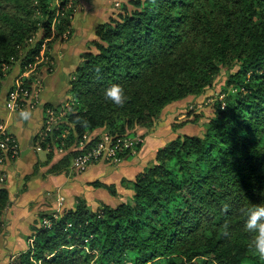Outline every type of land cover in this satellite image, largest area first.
<instances>
[{
	"label": "trees",
	"instance_id": "16d2710c",
	"mask_svg": "<svg viewBox=\"0 0 264 264\" xmlns=\"http://www.w3.org/2000/svg\"><path fill=\"white\" fill-rule=\"evenodd\" d=\"M70 1L0 0V93L6 68L20 61L25 73L42 53L48 59L47 45L72 37ZM91 47L68 81L73 103L54 133L60 141L49 138L56 152L103 128L113 138L135 135L226 70L224 98L203 136H178L158 151L130 201L44 215L49 225L33 232L21 263L264 264L244 227L247 211L264 204V0H129L94 28ZM113 84L129 98L123 107L105 100ZM8 204L1 189L0 217ZM225 223L230 238L221 235Z\"/></svg>",
	"mask_w": 264,
	"mask_h": 264
},
{
	"label": "rangeland",
	"instance_id": "374dc122",
	"mask_svg": "<svg viewBox=\"0 0 264 264\" xmlns=\"http://www.w3.org/2000/svg\"><path fill=\"white\" fill-rule=\"evenodd\" d=\"M107 1L71 0L69 6L73 3L75 9L74 15L77 14L78 17L89 18L91 23L94 22L93 26L96 27L100 24L99 22L102 21L101 23H104L110 17L116 16L123 8V5L128 3L129 0H109L108 3L110 5L106 4ZM51 5L52 7L58 6V0H51ZM104 5L109 6L110 17H107L109 15L108 11L106 13L103 12L102 16L98 13L99 8L104 9ZM91 30L90 28L86 32L88 42L84 49L82 48L83 52H80V54L92 48V40H90ZM77 37L75 35L74 38L73 36L71 38L77 40ZM38 38L39 34L33 38V42H36ZM71 38L70 35H67L63 41H54L51 50L47 45V49H49L48 59L47 57L45 59L44 54H42L38 59L37 65L28 67L29 70L26 71L29 72L31 70L30 73H27V77L31 79V91H35L36 88L41 89L44 83H48L49 88L45 90L46 93H51L48 99H52L56 103L63 101L64 105H62L61 109H64V111L69 107V103H73L69 82L73 79L74 70L81 62L80 54L76 55L78 58H71L73 65L78 64L70 75L59 74L58 67L56 66L57 62L56 64H53V62L55 60L54 52L57 48L68 41L71 44ZM77 52L79 51L77 50ZM67 56L70 58L71 54L67 53ZM19 64L20 61L12 65L11 68H6L4 71L6 76L1 83V89H3L0 96L1 108L4 107L2 101H5L3 95L4 91H6V84L14 80L10 88L8 87L12 90L17 82H25V78H27L21 77L24 72L21 71L22 69H20ZM63 73L68 72L67 70H63ZM53 76H58V81L55 84H53ZM46 77L49 82L46 80ZM226 80L227 71L224 70L215 84L207 89L203 95L190 97L167 107L163 110L160 118L151 126L139 127L135 135L122 137L130 138V146L121 155V162L113 163L106 161L105 158H101L83 172L72 167V158L75 157L72 156L73 152L78 151L75 150L76 147L73 149V142L66 151V153H70L71 158L69 160L65 159V161H61L66 154L64 149L62 151L64 153H61L59 150L56 152L53 149L51 155H48L49 153L46 151H35L33 142L31 146L29 145V139L33 138V133L35 134L41 128L39 126H41L43 117L39 121V117L34 114L37 120L33 119L29 124L19 121L18 115L14 114L15 120L11 130L13 133L19 135L17 138L21 146L25 148L22 156L26 157V159L36 157L39 162L34 170L37 176L31 179L29 183L31 194L26 196L30 197L34 195V197L29 200L25 198L27 201L22 203V211L17 212L16 219L13 221L14 223L10 230H8L9 228L6 229V222L4 221L3 223L0 231L2 237L5 240L6 237L11 236V239L10 241L5 240L0 244V264H22L20 257L27 251L29 239L33 235V232L43 225L42 219L44 215L53 214L57 216L65 210L72 209L77 204L82 203L91 209H97L102 204L115 207L121 203L130 201L133 196L131 190L132 182L143 173L146 167L154 164L156 155L161 148L178 136L186 134L201 137L204 135L207 123L215 115L217 100L224 98L222 89ZM45 106L48 105L44 104L42 111ZM3 110L5 115H8L7 108L4 107ZM1 122H4V120ZM103 132L108 131L103 128L89 133L90 139L95 140L99 138V134ZM32 150L36 153L35 156ZM38 177L43 180V183L35 181ZM25 183L27 186L28 181L24 180Z\"/></svg>",
	"mask_w": 264,
	"mask_h": 264
},
{
	"label": "built area",
	"instance_id": "2783aa9c",
	"mask_svg": "<svg viewBox=\"0 0 264 264\" xmlns=\"http://www.w3.org/2000/svg\"><path fill=\"white\" fill-rule=\"evenodd\" d=\"M43 54V53H42ZM25 72L21 77H27ZM29 78V77H27ZM38 91H29L24 87V82H17L16 85L7 94L6 108L11 114H17L20 110L31 109L34 111L38 105ZM43 120L41 128L36 132L34 137V149L35 151L50 152L56 149L60 141V137L54 139L55 131L59 130L61 125L65 122L66 111L61 108L46 107L43 110ZM69 130H65L62 134V138L66 139L69 136ZM99 140L90 148H87V143L90 140L89 134H85L83 140L79 142V145L75 150H78V154L73 158L72 167L80 172L85 171L91 164L96 163L101 158H105L108 162L119 163L121 162V155L125 152L126 148H129L130 138H113L107 132H103L98 136ZM49 138H53L55 144L49 142ZM64 148H60L61 153ZM21 155L20 144L16 136L9 131L7 125L0 124V190L4 188L7 175L4 171V165L8 162H15ZM0 231L3 226V222L0 217ZM44 225H49L48 221L43 222Z\"/></svg>",
	"mask_w": 264,
	"mask_h": 264
},
{
	"label": "crops",
	"instance_id": "0c3cea01",
	"mask_svg": "<svg viewBox=\"0 0 264 264\" xmlns=\"http://www.w3.org/2000/svg\"><path fill=\"white\" fill-rule=\"evenodd\" d=\"M108 1L106 4L110 5L108 3ZM108 5H104V9H102V8L98 9V13H100L101 16H102L103 12L106 13L108 11V9H109ZM105 6L107 7L106 9H105ZM107 13L109 14L107 17H110L109 11ZM101 22H99V23H101ZM93 24H94V22L91 23V20L89 18L87 19L86 17H82V16L78 17L77 14L74 15V18L72 20V32H73L72 36H73V38L75 35L78 36L77 40H74L71 38L72 41H70V42H72L71 43L72 45L70 43H68L69 42L68 41L67 43L61 44L57 48V50L54 52L55 53L54 54L55 60H54L53 64H56V62H57L56 66L58 67V73L59 74L70 75L73 73L72 71L78 63L73 65L71 58L72 59L78 58V56H76V55L80 54V52H83V49L88 42L86 32L90 28L92 29L90 40L94 39V28H95V26H93ZM77 50L79 52H77ZM67 53L71 54L70 58H68ZM63 70H67L68 73H63ZM53 79H54L53 84H55L58 81V76L57 77L53 76ZM46 80H47V77H46ZM13 82H14V80L13 81L11 80V81H9V84H6V91H4V95H3V97L5 98V101H2V104L4 105V107H6V96H7V92H8L7 89L10 88V85L13 84ZM42 87L43 88L39 89V91H38V105H37L36 109L33 111V113L39 117L38 118L39 121L43 115L42 114L43 113L42 106L44 104L63 105V103H64L63 101L56 103L55 101H52V99H48V96L51 94V93L45 92V90L47 88H49L48 83H44V85H42ZM2 92H3V90H2ZM2 92L0 93V96L2 95ZM4 107L1 108V105H0V122L4 120V122H1V124L7 125L9 131L13 133V131L11 130V127L14 124L13 122L15 120V117H13L14 114H11L8 111L9 112L8 115H5L4 110H3ZM33 119H36V118L34 117ZM41 124H42V122H41ZM39 127H41V126H39ZM13 134L16 136V138H17V136H19L16 133H13ZM35 134L33 133V135H32L33 138L31 137L29 139V141H30L29 145L30 146L32 145ZM17 140L20 144V141L18 138H17ZM20 148H21L20 157L17 160H15V162H8L4 165V171L7 175V180H6V183H5V186L3 189L8 190V192H9V204H8L7 208L5 209V211L3 212V215L1 216V220L3 223H4V221L6 222L5 223L7 226L6 229L9 228L8 230H10V228L13 226V223H14L13 221L16 219L15 216L17 215V212L22 211V208H23L21 206L22 203L24 201H27L26 199L29 200L32 197H34V195L30 196V197H26V196L31 194V188L29 186V183H30L31 179H33L35 176H37L34 174V170H35V167H36L37 163L39 162V160L36 157H30V159H26V157L24 158L22 155H23L25 148H23L21 146V144H20ZM30 148H32V147H30ZM33 154L35 156L36 153L34 152ZM30 176H31V178L27 179V177H30ZM24 180L28 181L27 186H26V183L24 184ZM35 181L43 183V180L40 179L39 177ZM41 188H42V186H41ZM13 214H14V217H13ZM10 239H11V236L8 238L6 237L5 240L10 241ZM5 240L2 237V233H1L0 234V244L3 243V241H5ZM23 243H25V242H23Z\"/></svg>",
	"mask_w": 264,
	"mask_h": 264
},
{
	"label": "clouds",
	"instance_id": "9594fccd",
	"mask_svg": "<svg viewBox=\"0 0 264 264\" xmlns=\"http://www.w3.org/2000/svg\"><path fill=\"white\" fill-rule=\"evenodd\" d=\"M105 100L117 107H123L127 101L128 96L125 94L124 88L119 84H113L104 91ZM34 118V113L31 109H23L18 113V119L22 122L31 123ZM83 123L86 124V121ZM228 205H224V211L227 212ZM245 230L252 234L249 242V249L261 261H264V204H259L247 211ZM221 235L225 238L231 237L229 224L225 223L221 229Z\"/></svg>",
	"mask_w": 264,
	"mask_h": 264
}]
</instances>
